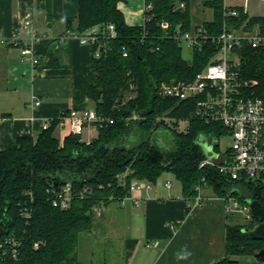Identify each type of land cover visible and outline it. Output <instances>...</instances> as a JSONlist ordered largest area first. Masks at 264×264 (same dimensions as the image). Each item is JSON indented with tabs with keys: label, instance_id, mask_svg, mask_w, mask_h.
I'll return each mask as SVG.
<instances>
[{
	"label": "trees",
	"instance_id": "1",
	"mask_svg": "<svg viewBox=\"0 0 264 264\" xmlns=\"http://www.w3.org/2000/svg\"><path fill=\"white\" fill-rule=\"evenodd\" d=\"M122 1L79 0L76 24L68 22V27L79 34L101 24L115 27L116 36H99L91 45L88 97L97 114L106 120L97 126V137L87 142L70 133L61 142L55 135L61 122L57 118L37 139L19 137L0 151L1 264H79V239L95 224L94 207L119 203L130 194L134 180L155 184L170 173L181 183L187 200H193L197 186L202 185L217 197L235 196L241 203L256 200L264 206V185L248 179L232 180L215 168L200 167L209 155L199 139L218 141L228 134L226 128L192 118L191 102L158 94L162 82L194 78L217 51L215 43L204 41L195 47L189 62L181 44L167 37L176 30L192 29L188 0H146L153 4V11L145 13L150 19L144 28L126 23L118 8ZM181 2H185L184 8L179 6ZM205 5L214 8L215 18L203 27L217 36L227 21L223 1L211 0ZM234 9L239 15L228 19L229 29L251 31L258 26L264 32V17H249L242 9ZM163 21L170 24L169 29L162 28ZM97 51L99 57L95 56ZM239 52L243 77L256 80L257 94L264 97V46L244 44ZM187 119L189 125L180 131L179 122ZM159 126L172 128V148L163 150L151 142ZM134 132L141 140L127 146L125 141ZM217 141L212 147L219 151ZM67 183L73 186L74 198L71 206L62 210L53 206L52 198ZM86 188L87 193L81 196ZM258 224L252 217L248 224L228 225L226 257L211 264H239L231 256L255 255L264 249V239H253L245 232ZM11 237L20 243L16 258L6 244Z\"/></svg>",
	"mask_w": 264,
	"mask_h": 264
},
{
	"label": "crops",
	"instance_id": "2",
	"mask_svg": "<svg viewBox=\"0 0 264 264\" xmlns=\"http://www.w3.org/2000/svg\"><path fill=\"white\" fill-rule=\"evenodd\" d=\"M145 1L118 4L128 25L143 23ZM207 1L211 0H188L192 28L214 20V8L205 5ZM222 1L224 8L264 17V0ZM78 10L79 0H0V35L11 37L19 30L26 37L24 24L30 21L40 37L34 44L40 57L35 67L23 58L20 46L0 44V151L19 137L37 139L45 122L72 109L94 108L88 97L92 48L71 36L75 31L68 27V22L76 24ZM99 30L97 25L85 32ZM36 99L41 101L39 106L34 105ZM70 133L68 122L55 131L61 142ZM97 134L94 126H87L82 138L89 142ZM136 194L141 198L139 207L111 202L96 214L93 228L80 236L79 264H211L226 257L227 226L247 221L244 212H227L225 199L208 187L201 204H189L181 183L178 186L167 176ZM184 251L191 255L179 259ZM231 258L239 264H264L255 255Z\"/></svg>",
	"mask_w": 264,
	"mask_h": 264
},
{
	"label": "built area",
	"instance_id": "3",
	"mask_svg": "<svg viewBox=\"0 0 264 264\" xmlns=\"http://www.w3.org/2000/svg\"><path fill=\"white\" fill-rule=\"evenodd\" d=\"M185 2L179 6L185 7ZM153 11V4L145 1L144 21L140 25L144 28L145 22L150 17L145 13ZM239 15V11L234 8H224V16L227 18L223 31L217 35H210L203 25L192 28L190 31H174L167 34L168 38L178 41L183 47V51L190 54L189 62L192 59L195 47H199L204 41L211 40L216 44L217 51L212 56L210 62L190 80H172L162 82L158 87V94L165 98L179 101H189L193 106L192 118H197L205 124H221L228 131L226 136L232 138V145L227 152L222 153L212 148L210 156L200 162V167H212L220 174L232 180L248 179L258 184L264 185V97L257 94L256 80L245 79L241 73V57L239 49L247 44L253 48L264 46V32L256 26L251 31L231 30L228 28V19ZM30 21L25 22L26 37L21 36L19 30L15 31L11 37L0 35V44L12 42L20 46L23 58L37 66L40 61L34 44L40 40L36 30L30 26ZM163 29H169L170 24L166 21L161 23ZM116 36L113 24H101L100 30L96 33H70L77 37L81 43L92 45L99 36ZM126 55V53H124ZM96 57L100 56L97 51ZM41 101L35 100L34 105L39 106ZM136 118V116H134ZM62 123H69L70 131L76 135H82L87 126L103 124L106 120L100 117L95 108L72 109L60 118ZM113 123V120H108ZM189 125L190 120L180 121ZM179 122V126H180ZM50 122H45L42 130L48 129ZM184 129V130H185ZM205 182V179H203ZM153 183L148 181L134 180L130 185V194L119 201V204L126 206L132 204L139 207L141 198L137 192L148 191ZM172 183L167 182L166 187L171 188ZM203 186L198 185V194L193 200H188L189 204L199 205L203 202ZM87 188L80 193H87ZM74 198V190L71 183H67L56 192L52 198L54 207L62 210L71 206ZM227 203V212L241 211L246 213L247 221L253 217L249 203H241L235 196L224 198ZM104 205L94 207L95 214H101ZM246 221V222H247ZM6 244L11 246L12 257L18 256L19 241L11 237L6 240ZM2 246V245H1ZM39 244H35L38 248ZM5 254V253H4ZM2 258H0L1 264Z\"/></svg>",
	"mask_w": 264,
	"mask_h": 264
},
{
	"label": "rangeland",
	"instance_id": "4",
	"mask_svg": "<svg viewBox=\"0 0 264 264\" xmlns=\"http://www.w3.org/2000/svg\"><path fill=\"white\" fill-rule=\"evenodd\" d=\"M184 56L186 59L191 58L189 52H187V51L184 52ZM167 123L171 124V121L168 120ZM173 123H175V122H173ZM185 126H186L185 123L180 122V126H178V128L180 131L181 130L184 131ZM80 136L82 138L83 134ZM96 137H94L93 139H95ZM82 140H83V138H82ZM140 140H141L140 134L134 132L126 139L125 144L127 146H132V145L137 144ZM216 141H217L216 139H214L213 142H211L210 140L204 141V139L202 137L199 139V142L201 143L203 149L205 150V152L209 156H210V147L213 146V144ZM151 142L155 143L158 147H160L163 150H167V149L172 148V146H174V144H175V135L173 133L172 128H170L168 126H159L157 129H155L153 131L152 136H151ZM217 142L219 144V148H220L221 152L225 153V152H227L228 148H230L232 145V138L230 136L225 135V136L221 137ZM164 176L173 178L174 183L178 186L180 185V183L176 180L174 175H171L170 173H166L162 177H164ZM249 222L250 221H247V222H245V224H248Z\"/></svg>",
	"mask_w": 264,
	"mask_h": 264
},
{
	"label": "water",
	"instance_id": "5",
	"mask_svg": "<svg viewBox=\"0 0 264 264\" xmlns=\"http://www.w3.org/2000/svg\"><path fill=\"white\" fill-rule=\"evenodd\" d=\"M212 146L210 147V151L212 150ZM248 203L251 206L253 218L259 223L254 229L245 232H249L251 237L256 240L264 239V206L259 201L249 200ZM255 256L259 259H264V249L257 252Z\"/></svg>",
	"mask_w": 264,
	"mask_h": 264
},
{
	"label": "clouds",
	"instance_id": "6",
	"mask_svg": "<svg viewBox=\"0 0 264 264\" xmlns=\"http://www.w3.org/2000/svg\"><path fill=\"white\" fill-rule=\"evenodd\" d=\"M191 253H188L187 251H184L182 254H178L179 259H186Z\"/></svg>",
	"mask_w": 264,
	"mask_h": 264
}]
</instances>
